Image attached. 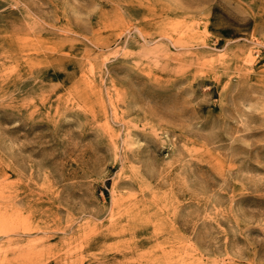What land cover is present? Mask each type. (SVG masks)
Listing matches in <instances>:
<instances>
[{
  "label": "rangeland",
  "instance_id": "374dc122",
  "mask_svg": "<svg viewBox=\"0 0 264 264\" xmlns=\"http://www.w3.org/2000/svg\"><path fill=\"white\" fill-rule=\"evenodd\" d=\"M0 264H264V0H0Z\"/></svg>",
  "mask_w": 264,
  "mask_h": 264
}]
</instances>
